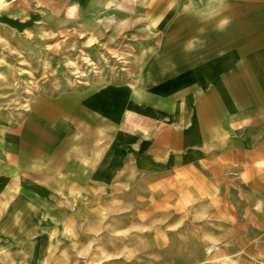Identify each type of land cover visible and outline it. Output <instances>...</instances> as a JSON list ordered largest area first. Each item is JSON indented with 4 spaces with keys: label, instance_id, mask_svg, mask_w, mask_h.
Returning a JSON list of instances; mask_svg holds the SVG:
<instances>
[{
    "label": "rangeland",
    "instance_id": "1",
    "mask_svg": "<svg viewBox=\"0 0 264 264\" xmlns=\"http://www.w3.org/2000/svg\"><path fill=\"white\" fill-rule=\"evenodd\" d=\"M127 2L0 31V264H264V153L118 163L120 130L93 104L165 60L138 54L164 47L150 22L168 0Z\"/></svg>",
    "mask_w": 264,
    "mask_h": 264
},
{
    "label": "crops",
    "instance_id": "2",
    "mask_svg": "<svg viewBox=\"0 0 264 264\" xmlns=\"http://www.w3.org/2000/svg\"><path fill=\"white\" fill-rule=\"evenodd\" d=\"M130 7L127 0H19L0 15V31L64 18L95 23ZM150 26L156 36L165 32L164 47L140 50L138 57L165 60L151 59L147 78L139 75L93 104L120 130L118 163L161 172L223 155L258 161L264 153V0H168L165 17L151 18Z\"/></svg>",
    "mask_w": 264,
    "mask_h": 264
},
{
    "label": "built area",
    "instance_id": "3",
    "mask_svg": "<svg viewBox=\"0 0 264 264\" xmlns=\"http://www.w3.org/2000/svg\"><path fill=\"white\" fill-rule=\"evenodd\" d=\"M17 1L19 0H0V15Z\"/></svg>",
    "mask_w": 264,
    "mask_h": 264
}]
</instances>
